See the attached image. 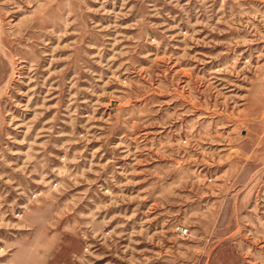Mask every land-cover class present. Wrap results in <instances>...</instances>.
I'll list each match as a JSON object with an SVG mask.
<instances>
[{
    "label": "rangeland",
    "instance_id": "1",
    "mask_svg": "<svg viewBox=\"0 0 264 264\" xmlns=\"http://www.w3.org/2000/svg\"><path fill=\"white\" fill-rule=\"evenodd\" d=\"M0 264H264V0H0Z\"/></svg>",
    "mask_w": 264,
    "mask_h": 264
},
{
    "label": "built area",
    "instance_id": "2",
    "mask_svg": "<svg viewBox=\"0 0 264 264\" xmlns=\"http://www.w3.org/2000/svg\"><path fill=\"white\" fill-rule=\"evenodd\" d=\"M184 233H186V232H184Z\"/></svg>",
    "mask_w": 264,
    "mask_h": 264
}]
</instances>
